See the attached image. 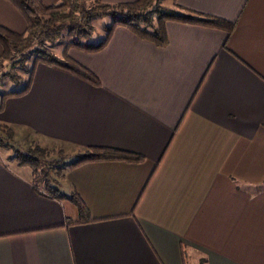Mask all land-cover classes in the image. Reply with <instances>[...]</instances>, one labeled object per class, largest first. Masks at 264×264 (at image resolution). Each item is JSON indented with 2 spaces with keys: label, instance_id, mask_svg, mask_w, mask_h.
Here are the masks:
<instances>
[{
  "label": "crops",
  "instance_id": "1",
  "mask_svg": "<svg viewBox=\"0 0 264 264\" xmlns=\"http://www.w3.org/2000/svg\"><path fill=\"white\" fill-rule=\"evenodd\" d=\"M174 2L234 28L167 21L156 46L118 26L101 49L68 51L99 85L40 63L5 100L16 152L34 141L143 158L64 169L80 223L0 147V264H186L190 251L198 264H264V0ZM0 25L26 29L5 0Z\"/></svg>",
  "mask_w": 264,
  "mask_h": 264
},
{
  "label": "trees",
  "instance_id": "2",
  "mask_svg": "<svg viewBox=\"0 0 264 264\" xmlns=\"http://www.w3.org/2000/svg\"><path fill=\"white\" fill-rule=\"evenodd\" d=\"M5 1L24 18L26 29L18 33L0 25L2 48L0 79L7 77L22 84L21 88L0 95V111L9 96L21 95L29 89L36 65L40 63L68 72L93 85H99L98 77L71 58L68 51L71 48L87 52L97 51L107 43L113 30L118 26L125 27L138 38L156 46H164L168 43L165 30L167 21L217 28L228 34L234 28L231 22L181 7L175 2L174 8H166L156 5V0L119 3L99 0L94 3L91 0H58L52 4H46L42 0ZM95 17L110 18V23L103 26L104 37L98 43L90 41L93 33L90 20ZM64 32L70 36V39L64 42L60 55H57L48 44L54 45ZM27 62L30 63L29 66ZM15 67H20L27 73L25 80L13 71ZM12 138L13 130L0 122V147L9 146ZM49 151L35 143L27 148V155L18 152L16 157L20 163L31 168L36 185L43 183L42 188L49 195L67 199L76 206L81 217L80 223L90 220L87 219V210L79 195L74 191L67 193L60 189L64 169L90 161L135 162L143 158L133 152L94 146L80 152L72 161L65 162L63 159L65 154L61 155L62 149L58 150L57 157L51 156Z\"/></svg>",
  "mask_w": 264,
  "mask_h": 264
},
{
  "label": "rangeland",
  "instance_id": "3",
  "mask_svg": "<svg viewBox=\"0 0 264 264\" xmlns=\"http://www.w3.org/2000/svg\"><path fill=\"white\" fill-rule=\"evenodd\" d=\"M91 1H92V3H94L96 0H91ZM155 4L159 5V6H162V7H169L170 0H156ZM109 23H110V18L109 17H103V18L95 17V18H92L90 20V24L92 26L93 33H92V35L90 37V41L93 42V43H98L99 41H101L103 39L104 33H105V31L103 29V26L107 25ZM69 39H70V36L67 33L64 32L62 34V36L58 39V41L55 42L54 45L48 44V47H50V49L55 54L60 55L64 42H66ZM29 65H30V63L27 62V66H29ZM13 71L17 75H20L23 80H25L27 78V73L24 72L20 67H15V69ZM21 87H22L21 83L14 82V81H12L11 79H9L7 77L0 79V95L2 93H5V92H9V91H12V90H17V89H19ZM12 140H13V138L9 142V146H5L4 149L6 150L5 152L7 154H9L8 155L9 161L11 163H15L17 161V157H15V156H16V153H18V152H16L17 151L16 149H18V145H17L16 142H14ZM35 143L36 142L33 141V142L26 143V144H27V146H33ZM41 147L49 149L50 150L49 153L51 152L50 155L51 156H56V157L58 155L57 154L58 150L62 149L63 151H62L61 155L65 154V156L63 158L65 162L72 161L78 155V153L77 154L74 153L72 148L66 147V146H63V145H58V144L52 145L51 144L50 146H45V147L41 146ZM21 151H22V152H20L21 154L27 155V148H25L24 146L22 147ZM39 187L42 188L43 187V183L40 182L39 183ZM196 258H197V256L190 251V253H188L187 256H186V259H187L186 264H198V261H197Z\"/></svg>",
  "mask_w": 264,
  "mask_h": 264
}]
</instances>
